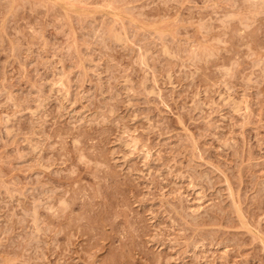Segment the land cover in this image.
Wrapping results in <instances>:
<instances>
[{
    "label": "rangeland",
    "instance_id": "374dc122",
    "mask_svg": "<svg viewBox=\"0 0 264 264\" xmlns=\"http://www.w3.org/2000/svg\"><path fill=\"white\" fill-rule=\"evenodd\" d=\"M0 264H264V0H0Z\"/></svg>",
    "mask_w": 264,
    "mask_h": 264
},
{
    "label": "bare ground",
    "instance_id": "6f19581e",
    "mask_svg": "<svg viewBox=\"0 0 264 264\" xmlns=\"http://www.w3.org/2000/svg\"><path fill=\"white\" fill-rule=\"evenodd\" d=\"M114 36H115V35H114ZM117 36H119L118 33L116 34V37H115L116 40L119 39V37H117ZM120 39H121V42H122V40H123L122 37H121ZM120 39L117 40V42H120ZM116 40H115V41H116ZM164 50H165V49H164ZM165 52H166V51H165ZM167 53H168V52H166V54H167ZM223 100H224V98H223ZM233 102H235V101H233ZM231 103H232V102H231ZM238 103H239V102H237V103L235 102V104H234L235 106L232 105V104H230V105L233 106V107H232L233 109H232L231 107H230V108H231L232 110H235V109L238 110V108H237V107H239V106H238ZM240 106H241V104H240ZM6 119H8V118H6ZM6 122H7V121H6ZM72 204H74V203H72ZM34 210H35V207H34ZM33 212H34V211H33ZM35 213H36V212H35ZM34 216H35V215H33V217H34ZM33 219H34V218H33ZM34 221H35V220H34ZM35 229H36V228H35ZM36 230H38V229H36Z\"/></svg>",
    "mask_w": 264,
    "mask_h": 264
}]
</instances>
